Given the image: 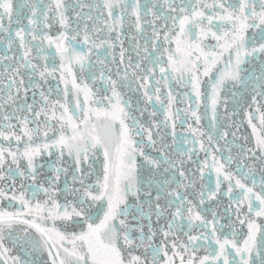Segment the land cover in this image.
<instances>
[{
	"label": "snow or ice",
	"instance_id": "1",
	"mask_svg": "<svg viewBox=\"0 0 264 264\" xmlns=\"http://www.w3.org/2000/svg\"><path fill=\"white\" fill-rule=\"evenodd\" d=\"M163 2L168 10L167 15L156 9V4L150 8L147 0L143 5L140 0H133L130 4L125 3V0H96L91 5L97 11L105 8L107 15L114 18V23L118 16L121 28L125 12L135 17L133 23L137 30L141 28L142 16L151 14L152 20L149 23L152 24L158 20L165 22L154 29V37L159 43L154 44L153 48L158 55L149 61L150 64L161 65V78L156 79L155 67H142L141 63H133L130 58L125 63L126 50L121 47L119 63L124 65L122 72L119 67L114 73L111 70L105 72L106 65L97 54L101 71L98 77L93 73L92 78L94 82L96 79L104 81L101 85L104 94H101L99 89L94 91L87 81L78 83L73 66H78L81 72L86 66L91 67L94 48L105 45L109 49L115 48V44L110 42L111 37L93 40L86 24L82 32L79 25L73 27L66 0H47V3L40 0L42 8L35 0H25L19 8L29 7L31 18L27 25L21 23L19 17L22 13L14 7L13 0H0V33L4 34L0 36V43H5L11 51L13 44L18 42L23 49L19 60L15 56L0 57L12 61L11 65L5 66L4 72H0V83H3L5 75L10 81L7 95H0V180L7 177L14 182V177L18 175L25 180L30 179L32 184L29 187L34 188L30 198L25 191L17 194L13 190L9 195L0 188V200L7 198L9 206H12V201H18L20 205V209L15 212L0 208V264H29L20 256L12 255V249L4 243L7 239L15 247L20 240L17 233L21 231L33 251L47 252L50 264H264V222L257 223V218H264V175L260 177L257 191L254 165L245 172L237 164L240 175H236L229 170L235 162L231 149H228L229 155L224 158L218 157L213 150L217 145L216 134L219 133L216 123L218 107L226 103L221 99L226 81H231L233 87L243 85L245 78L242 73L245 69L242 65L250 59L264 56V43L258 47L248 46L249 41L255 40L254 35L248 36L249 29H259L264 35V0H236L235 3L229 0H180L179 4L175 0ZM80 6L82 8L84 5ZM49 14L61 29L54 34L48 32L54 27ZM76 18L81 19L79 12H76ZM14 23L18 27L13 36ZM109 30L116 29L110 26ZM116 39L123 44L122 34ZM173 44L174 48L171 47ZM84 45H88L86 51L82 50ZM53 46L55 51L50 57L42 55ZM34 48L37 49L35 55ZM57 53L60 56V79L65 83L64 103L50 100L41 87V82L47 83V78L58 71ZM38 60H43V63L34 62ZM221 64L223 67H220ZM129 69H132L131 73ZM37 74L39 82L33 80ZM68 75L70 80L66 78ZM113 75L117 78L113 79ZM204 77L211 81V131L206 137L207 146L203 139L205 133L191 125L189 131L199 140V149L205 153L203 167L198 168L200 178L203 179L206 167L209 175L215 171L216 181L213 190L196 192L195 179H190L195 176V172L185 171L184 159L169 156L164 137L159 136L160 127L167 128L170 123L175 137L174 117L181 112L175 105L180 93H174L171 87L163 99L161 93L168 81L190 89L183 93L187 104L183 111L185 115L190 113L199 124L200 98L203 95L204 100H208L207 89L205 93L201 92ZM130 79L140 81L147 105L155 107V104H160L166 108L164 120L155 125L161 141L158 151L163 154L162 160L145 154V134L149 145L156 147L153 130L140 123L132 114L131 101L123 99L120 89ZM253 79L260 81V90L256 95L264 101V76H254ZM69 83L71 89L67 87ZM30 88L33 103L27 102ZM36 89H39L40 96L38 106L35 100ZM73 90L75 100L69 106L68 96L73 94ZM6 105L11 106L12 111H7ZM208 107L205 103V115ZM256 112L260 113L259 123L264 126V112L260 111L259 106ZM151 115L156 116L155 110ZM253 118V114L249 113L248 122L255 132ZM227 135L224 132L220 138H226ZM137 136L141 139L137 140ZM173 143H176L175 139ZM189 143L192 145L190 149H177V152L180 157H186L187 161L200 164L198 160L192 161V155H198L195 140ZM257 145L264 152V138L257 136ZM98 151L103 152L105 161L103 177H96L95 183H85L90 173H84L79 166L82 161L89 159L90 153L95 156ZM45 156L56 157L54 175L37 183L41 169L45 167L39 158ZM65 156L70 157L77 166L72 174V182L76 184L79 181L80 187L69 188L66 184L61 189L58 186L61 177L68 175V168L60 166ZM138 157H143L145 162L157 169L167 165L164 167L165 172L175 169L172 178L163 182L166 186L162 189L165 204L162 206L159 203L161 193L158 192L154 210L153 201H147L148 212L143 210V203H128L129 196L139 199L142 194L136 179ZM250 158L257 159L254 152ZM260 159L264 167V157ZM22 160L25 161L23 169L20 167ZM12 165H15L14 169ZM248 181H251V186ZM224 182H227V189L221 193ZM173 183L174 188L171 187ZM20 187L23 189L24 185ZM157 188H161L159 182ZM189 189L193 190L191 195L199 197L198 201L189 199ZM62 192L65 194L63 202L59 198ZM40 193H43L45 199L37 198ZM68 195H72L74 201L68 200ZM219 195L228 196L230 202L236 205L233 215L241 227L246 226V233L233 227L229 218L228 227L232 231L225 234V225L219 224L221 217L216 211L199 207L205 205L206 201L216 200ZM131 208L139 212L138 217H132L136 221L135 225L128 220ZM153 216L157 222L163 218L164 225L154 228ZM145 220L148 221L147 225L143 223ZM18 225L24 227L17 228ZM197 228L200 229L199 234L193 235V229ZM33 229L35 233L29 235ZM137 232L139 235H135ZM158 236L161 237L159 244L156 243ZM241 236L245 237L242 241ZM204 247L209 249L208 253L198 256V251Z\"/></svg>",
	"mask_w": 264,
	"mask_h": 264
},
{
	"label": "flooded vegetation",
	"instance_id": "2",
	"mask_svg": "<svg viewBox=\"0 0 264 264\" xmlns=\"http://www.w3.org/2000/svg\"><path fill=\"white\" fill-rule=\"evenodd\" d=\"M45 3H47V0H44ZM133 0H125V3H132ZM141 4L143 5L146 0H140ZM149 7L151 8L152 4H156V9H159L163 14L167 15L168 10L164 6L163 0H159L157 3V0H147ZM177 4L180 3V0H175ZM208 2H211V0H208ZM229 2L235 3L236 0H229ZM14 7L19 8L21 4L25 3V0H13ZM35 3L39 4L42 8L43 5L40 4V0H35ZM96 3V0H79V4L77 3V0H66V4L69 6V12L68 15L72 18V24L73 27H76L79 25V30L82 32L84 25L86 24L89 28V35L92 37L93 40H104L111 37V43L115 44L114 49L107 48V45L102 48H94L92 50L91 55V67H85V70L83 72L79 71L78 66H73V71L76 73L77 82L81 83L83 81H87L90 87L93 88L95 91L96 89L100 90L101 94L103 93V87H101L102 84H104V81H101L99 79H96L95 82L93 81V73L96 74L98 77L101 71V64L97 62V54H99L100 60L104 62V65H106V68L104 69L105 72L108 70H111L113 73L115 72V69L119 67L121 69V72L123 71L124 65L119 63V53L121 50V47L125 49V63H127L128 59L130 58L133 63H141L142 67H148L156 68V79H160L159 74V67L161 65L159 64H150L149 61L155 59V57L158 55L156 52V49L153 48L154 44H158L159 41H157L154 37V29L159 28L162 26L165 22L163 20H158L155 22V24L149 23V21L152 20L151 14L147 16H142L140 24L141 28L140 30H137V27L133 23L135 21L134 16H130L128 12H125L123 15V27L120 26L119 17L117 16L115 18L109 17L107 15V10L105 8H100L99 11L95 7H91V5H94ZM80 5H84L82 8ZM74 9V10H73ZM156 9H152L155 11ZM19 10L22 13V16L19 17L21 20V23L23 25L28 24V19L31 18V12L29 10V7H23L19 8ZM76 12L80 13L81 19L77 20L76 18ZM50 16V22L54 25L51 29L48 30L49 34H54L58 31H60V26L58 24H55V21L52 20L51 14ZM91 17V18H89ZM169 25L171 24V21L168 22ZM110 26L115 27V31H110ZM18 25L15 23L12 26L13 36L17 29ZM94 33V34H93ZM122 34L123 38V44L121 45L119 40L116 39L118 35ZM3 33H0V36H3ZM255 36L254 41H249V47L256 46L258 47L260 44L264 43V35L261 34L259 29H249L248 30V36ZM7 37L5 36V39ZM46 43V42H45ZM208 43L214 44L215 41H208ZM171 47H175L173 44ZM88 48V45H84L83 49L86 51ZM147 48L148 51L145 52L144 49ZM80 50V49H78ZM55 51V48L47 49L42 55L51 56V54ZM37 52V49H33V55H35ZM23 53V49L19 47L18 42L14 43L12 46V50L10 51L5 43H0V57L3 56H15L17 60H19L20 56ZM139 53V55H138ZM113 57H115V61L113 60ZM147 57V58H146ZM166 59V55L164 57ZM56 60L57 64L56 67L58 71L55 73L54 76L47 78V83L41 82V87L45 90V93L49 96V99L52 101L60 100L61 103H64V92H65V83L64 80L60 79L61 71L59 70V61L60 56L57 53L56 54ZM36 63H43V60L34 61ZM11 60H4L0 59V72L5 71L6 65H11ZM51 66V64H50ZM220 67H223V64L220 65ZM242 67L245 69V72L242 73L244 76V84L240 85L237 84L235 87L232 86L231 81H226V87L221 91V99L222 101H226V103H222L221 106L218 107V121L217 128L219 129V133L216 134V140L217 145L214 146L213 150L216 151V154L220 158L227 157L229 155L228 149H231V155L234 158V163L230 166L229 170L232 172H235L236 175H240V173L237 171V164H239V167L243 169L245 172L248 170V167L255 166L256 174H255V180L257 183L256 190L259 191V181L261 175H264V167H262V160L261 157H264V152H262L257 145V136L264 138V126H261L259 123V114L256 112V108L259 106L260 111L264 112V101L261 100V98L256 95L257 92L260 90V81L253 79V77H260L264 76V56L258 58V59H250L249 62H246ZM10 71V68H9ZM132 69H129V73H131ZM215 75V73H214ZM67 79H71L70 75L66 77ZM117 77L113 75V79H116ZM3 83H0V95H7V85L10 83V81L7 78V75H5L3 78ZM34 81L39 82L40 78L37 74L34 78ZM202 84H201V92L202 94L205 93V90L207 89V96L208 100H204V96L202 95L200 98V115L201 120L199 124L195 122V120L192 118L191 114L188 113L187 115L184 114V109L187 107V104L184 102L183 93L185 91H190V89H187L183 86L176 85L174 81H168L165 83L164 87L162 88L161 98L163 99L164 96L167 93V90L169 87L173 89L174 93H180V95L177 97L178 103L175 105V108H179L181 110L179 116L174 117L176 120V128H175V137L172 135V128L171 124L169 123V126L167 128L161 126L159 129V136L164 137V143L168 146L169 149V156L173 158H181L185 160V171L186 172H195L194 177H190V179H195L196 182V192L204 191L207 192L209 190H213L215 188V181H216V174L213 170L211 174L209 175L208 169L204 168V175L203 179L200 178V171L198 168L203 167V160L205 159V153L199 149V140L194 136L193 133L189 131V125H191L193 128H198L200 132L205 133V137L203 138L205 140V145L207 146V140L206 137L210 133V117H211V81L209 78H202ZM27 82V77H26ZM151 86V83H150ZM69 89L72 88V85L69 83L67 85ZM143 88L140 87V81L135 79H130L126 83L123 84L120 91L123 94V99L130 100L131 101V111L132 114L139 119L140 123L144 125L145 128L151 127L153 130V139L157 141L156 147L153 148L149 145L147 140V135L145 134L143 137L144 140V152L145 154L153 157L157 160L163 159V154L158 151V149L161 148V141L159 139V136L157 135V129L155 127L156 124H160L164 120V116L166 114V108H162L160 104H155V107L153 105H147L143 99ZM37 96L35 97V100L37 102V106L40 102V96L38 94L39 89H36ZM110 95V92L108 93ZM81 99L83 98V93L80 94ZM255 96V100H253V97ZM98 98V97H96ZM75 100L74 90L73 94H70L68 96V102L69 106L72 105V103ZM28 103H33L32 98V89L30 88L28 93ZM166 103V102H165ZM205 103L209 105L207 110V115H205ZM7 111H12L11 106L6 105L5 106ZM146 109V110H145ZM155 110L156 116L153 117L151 113ZM141 112L143 114L141 115ZM253 114V120L252 124L256 125V131H253L252 125L248 122V114ZM2 115V113H0ZM154 121V123H153ZM183 122V123H182ZM15 123V121H13ZM129 123H131L129 121ZM227 132L228 135L226 138H220L222 137L223 133ZM137 140H140L141 137L137 136ZM173 139H175L176 143H173ZM196 142V153L198 155L193 154L192 155V161H199L200 164L193 163L191 161H187L186 157H180L179 152H177V149L188 150L192 147V145L189 143V141ZM243 149V151H241ZM251 150V151H249ZM255 153L257 159L252 160L251 154ZM209 159H211L209 157ZM40 162L45 165L43 169H41V175L37 178V183H42L45 178L51 177L54 175L53 172V165L56 164V157H41L39 158ZM104 157L103 152L98 151L95 156H93L91 153L89 154V159L87 161H82L80 164V169L84 173H90V175H87V178L85 180V183H95L96 177H100L102 179L103 177V168H104ZM61 167L68 168V175L62 176L61 180L59 182V187L63 189L65 185L69 188L73 187H80L79 181H77L76 184H73L72 182V174L76 171V165L72 162L70 157L65 156L60 164ZM20 167L23 169L25 167V161H21ZM164 167H167V165H164L163 167L157 169L151 165H149L147 162L144 161L143 157L137 158V171H136V179H137V185L141 189V195L139 199L136 197L129 196L128 203L129 205H139L143 203V210L145 212L149 211V206L147 201L151 200L153 201V210L155 207V197L158 192L161 193V198L159 200V203L163 206L165 204V196L163 195L162 189L163 187H166L163 182L165 180H170L172 178V171H175V169H172L169 172L164 171ZM12 168H15V165H12ZM7 169V166H6ZM79 175L80 173H76ZM9 175H12L9 173ZM160 183L161 188H157V183ZM188 181H185L187 183ZM249 186H251V181H248ZM21 184L24 185V188L21 189ZM32 184V181L30 179L25 180L22 177L16 175L13 180L7 179V177L3 180H0V188H3L5 191L8 192L9 195L12 194L13 190L19 193V191H25L28 198L31 196V192L34 190L33 187H29V185ZM201 185L204 187L202 188ZM172 188L175 187V184L173 183L171 185ZM227 189V182H224L221 185V193L226 191ZM193 190L189 189V199H194L196 201L199 200L198 196L191 195ZM151 193V195H147V193ZM64 193L62 192L59 196L61 202L64 201ZM76 195H79L77 193ZM38 199L43 200L45 199V196L43 193L38 194ZM68 200L74 201V197L72 195L67 196ZM12 206H9V201L7 198L0 200V208H4L7 211L15 212L20 209V205L18 201H12ZM199 207H206L209 210L214 209L218 216L221 217L219 220V224L225 225L223 231L225 234H229L232 229L228 227L229 224V218H231V221L233 222V227L238 228L241 233H246L247 228L246 226L241 227L238 222H236V217L233 215V212L236 208V205L231 203L228 196L225 195H219L216 200L214 201H206L205 205H201ZM246 211V209H245ZM133 215L139 216V212H137L136 208H131L129 210V216L128 220L131 224L135 225L136 221L132 219ZM102 218V213H101ZM209 219H211V216H209ZM264 222V218H257V223ZM145 225L148 224V221H143ZM165 223V220L162 218L159 222L156 221L155 216H153L152 224L154 228L162 227ZM184 223H187L185 221ZM24 226H17V228H23ZM145 231H147V228H145ZM187 231V229H185ZM200 229H193L192 234L196 235L199 234ZM35 233V230H30L29 235H32ZM20 236L19 242L13 247L12 243L9 240H5V246L12 249L11 254L12 255H18L21 257L22 260L29 261V264H50V260L48 258L47 252H41V251H33L31 247L28 246L23 232L17 233ZM38 235V234H36ZM135 235H139V233H135ZM182 239H186L185 237H181ZM244 236H241V241L244 239ZM161 240V237L156 238V243L159 244ZM203 244H207L206 241H201ZM215 247V245H213ZM209 249L206 247L201 248L197 255L198 256H204L208 253Z\"/></svg>",
	"mask_w": 264,
	"mask_h": 264
}]
</instances>
